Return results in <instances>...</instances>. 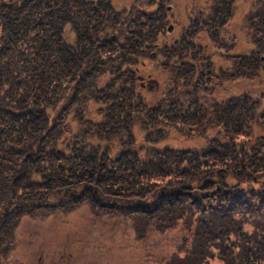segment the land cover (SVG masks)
Masks as SVG:
<instances>
[{
	"label": "trees",
	"instance_id": "1",
	"mask_svg": "<svg viewBox=\"0 0 264 264\" xmlns=\"http://www.w3.org/2000/svg\"><path fill=\"white\" fill-rule=\"evenodd\" d=\"M169 2L0 0V264H28L23 220L80 205L182 235L165 264H264V104L219 92L264 67V10L232 52V0H187L166 37ZM144 66L162 81L141 86ZM170 124L207 134L160 143Z\"/></svg>",
	"mask_w": 264,
	"mask_h": 264
},
{
	"label": "rangeland",
	"instance_id": "2",
	"mask_svg": "<svg viewBox=\"0 0 264 264\" xmlns=\"http://www.w3.org/2000/svg\"><path fill=\"white\" fill-rule=\"evenodd\" d=\"M112 1L121 5L127 0ZM232 1V18L228 26L232 33H236V44L232 46V52L249 50L251 36L244 25L249 13L251 16L258 7L261 8L259 11L264 10V0ZM169 3L170 18L166 27L170 26L171 30L166 29V35L163 33L166 37L177 35L181 26L188 20L187 0H170ZM249 25L250 22L248 27ZM67 33L69 38L71 31ZM159 69L161 68L149 70L145 66L142 67L139 79L141 86L153 80L162 81L164 74ZM225 88L219 91L222 95L236 93L243 88L250 90L261 95L264 104V67L260 66L253 77L240 78L238 82H230L229 86L226 83ZM134 132L137 139L141 140L143 133L137 125L134 126ZM257 132L259 129H256ZM206 134L207 131H201L200 127L194 124H185L178 128L170 124L160 143L180 147L198 145L204 141ZM248 138L249 136L244 134L236 136L238 142L246 143ZM141 223L142 221H135L133 224L132 219L119 216L92 214L85 205L65 214L56 213L46 218L23 220L18 226V240L13 257L24 259L28 264H165L175 254H183L180 249L182 235L174 236V230L163 233L147 231L144 233L146 236L140 238L136 226ZM210 260L208 264H222L219 259Z\"/></svg>",
	"mask_w": 264,
	"mask_h": 264
},
{
	"label": "flooded vegetation",
	"instance_id": "3",
	"mask_svg": "<svg viewBox=\"0 0 264 264\" xmlns=\"http://www.w3.org/2000/svg\"><path fill=\"white\" fill-rule=\"evenodd\" d=\"M167 8L170 9V8H171V5L169 4ZM260 13H261V11L258 12V14H260ZM231 18H232V17H231ZM235 35H236V33H232V38H234ZM263 58H264V56H263ZM221 60H222V59H220V61H221Z\"/></svg>",
	"mask_w": 264,
	"mask_h": 264
}]
</instances>
